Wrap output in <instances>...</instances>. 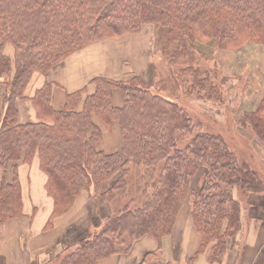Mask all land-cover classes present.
<instances>
[{"label":"trees","instance_id":"obj_1","mask_svg":"<svg viewBox=\"0 0 264 264\" xmlns=\"http://www.w3.org/2000/svg\"><path fill=\"white\" fill-rule=\"evenodd\" d=\"M145 24L155 26V40L169 64L194 63L197 41L214 40L222 51L264 45V0H0V84L5 85L0 225L23 215L19 165L36 155L54 200L49 225L82 195L100 197L110 208L89 235L54 256L58 264H98L115 253H128L146 234L160 242L173 231L189 196V215L201 243L187 264L205 252L210 262L221 263L238 243L243 205L236 193L259 183L257 171L221 135L194 131L186 109L153 92L140 74L95 76L90 81L94 91L85 86L68 93L62 109L51 105L52 87L46 82L31 98L38 120L19 121L17 99L35 72L46 75L71 54L106 38L139 32ZM193 63L181 67L177 79L188 74L196 79L201 70ZM206 86L200 84L198 96L221 101L218 85ZM95 116L104 125L118 122L120 151L97 148L103 130ZM238 121L264 142V94ZM133 167L141 180L135 194L128 188ZM198 176L201 185L195 189ZM138 264L173 263L154 256Z\"/></svg>","mask_w":264,"mask_h":264},{"label":"crops","instance_id":"obj_2","mask_svg":"<svg viewBox=\"0 0 264 264\" xmlns=\"http://www.w3.org/2000/svg\"><path fill=\"white\" fill-rule=\"evenodd\" d=\"M140 33L142 32L128 33L122 37L140 35ZM122 37H112V39ZM105 41L107 40L93 43L71 54L46 75L35 72L24 95L17 99L19 121L38 120L31 98L46 82H49L52 87L51 105L55 109H62L68 93L85 86L89 93L93 92L94 86L90 81L95 76L126 79L131 75L139 74L140 70L149 65L147 47L141 51L137 42L131 47L120 46L125 47L124 51L126 48L131 50L130 58L125 56V53L116 59L112 56L110 61L108 58H101L105 54L100 55L99 44ZM146 42L148 44V41ZM98 55L100 59L96 57ZM259 55L261 57L257 61L263 69L259 83L261 88L257 91L258 95L255 93L251 95L248 102L251 106L249 105L247 110L255 109L264 94V48ZM4 96L3 85L0 87V120L3 115ZM114 101L117 105L121 104L118 91L114 93ZM95 121L103 130V136L97 143V148L108 153L120 151L122 138L118 122L104 125L96 116ZM19 175L23 194V215L0 225V264H50L52 260H55L53 258L57 253L67 247L72 248L81 238L89 235L110 211L108 204L99 200L100 197L82 195L68 212L54 217L49 225L54 200L46 190L47 175L40 168L37 155L31 162L20 163ZM2 176L3 171L0 168V184ZM259 185L256 184V188L254 184L247 186L246 200L243 202L240 200L243 205V218L238 243L227 250L221 263L210 262L205 252L197 256L194 264H264V189L258 188ZM92 219L98 222L93 223ZM82 226L83 229H81ZM200 243L201 235L193 226L189 207L183 206L173 231L162 237L160 242L146 234L134 242L128 253H115L101 259L98 264H138L143 258L156 255L164 262L187 264V259L195 255Z\"/></svg>","mask_w":264,"mask_h":264},{"label":"rangeland","instance_id":"obj_3","mask_svg":"<svg viewBox=\"0 0 264 264\" xmlns=\"http://www.w3.org/2000/svg\"><path fill=\"white\" fill-rule=\"evenodd\" d=\"M139 32L142 33L140 35H125L122 37L123 34L118 36L122 37L121 39H112V37H110V41L107 38L103 39L107 41L99 44L100 50H98L101 51L100 55L105 54L101 58H108L110 61L112 56L116 59L117 57H121L122 53H125V56L130 58L129 54L131 50H127L126 48V51H124L125 47L120 46L131 47L136 42L140 45L141 51H144L147 47L149 65L147 64V68L139 72L145 84L150 85V89L153 92L162 93L182 105L193 119L194 131H206L221 135L239 159L257 171L260 179L259 183L256 184H260L258 188L264 189V142L258 139L252 130L238 124V120L241 119L242 114L245 111H249L246 108L250 105L248 102L251 95L253 93L258 95L257 91L261 88L259 83L261 82L263 69L259 66V61L257 60L261 57L259 54L264 45L247 43L240 50L222 51L217 49L214 40L197 41L196 62L183 61L172 65L165 60L161 52L160 42L155 40L157 33L155 26L153 24H145ZM146 41H148V44ZM13 49L9 48L8 50L13 54ZM89 52L93 53V51ZM100 55L96 57L100 59ZM188 63L199 65L201 70L200 75L196 79L192 74L184 76L183 81H181V77L177 79L178 70ZM206 76L209 77L208 82L202 80ZM224 77L226 78L224 79ZM193 83H195V89L194 93L192 92L190 95L187 92L189 86ZM213 83H216L221 91V101L198 96L196 92L200 84H207L206 88L208 90L209 86ZM2 84L4 85V83H1L0 87L3 86ZM203 92H205V89ZM191 135L192 133L185 135L184 139L185 137L190 138ZM133 168L132 176L130 175L128 179V188L135 194L141 180L139 177H135L134 174L137 172V168ZM256 184H254L255 188ZM200 185L201 178L198 176L193 183V188L199 189ZM246 193L247 188L246 191L243 190L240 193L237 191L236 195L243 202V200H246ZM130 196L134 195L130 194ZM190 202L191 198L189 196L183 206H188L190 210ZM92 222L98 221L92 219ZM81 229H83V226ZM50 264H58V259L52 260Z\"/></svg>","mask_w":264,"mask_h":264}]
</instances>
